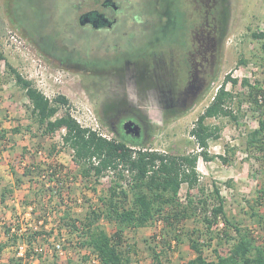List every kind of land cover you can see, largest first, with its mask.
<instances>
[{
    "label": "rangeland",
    "instance_id": "374dc122",
    "mask_svg": "<svg viewBox=\"0 0 264 264\" xmlns=\"http://www.w3.org/2000/svg\"><path fill=\"white\" fill-rule=\"evenodd\" d=\"M101 1L0 0V50L4 56L0 60V161H7L9 169L18 173L25 167L34 169L31 173L34 183L42 190L41 196L36 198L39 210L35 214H31L29 207L24 214L17 213L10 220V213L2 207L0 221L5 224L0 223V230L7 225L10 231L11 227L20 226L23 230L28 227L23 232L30 235L36 219L41 220L40 224L36 223L37 228L43 223L54 228L52 235L38 236L39 239L32 243L34 248H41L31 258L32 264L93 262L94 255L79 246L76 235L69 232L59 218L68 212L72 218L83 219L91 207H102L100 199L109 195L111 187L116 183L124 185L125 180L119 177L117 170L105 171L98 179L81 176L72 158L73 151L62 143L61 135L65 129L47 135L34 123L31 103L16 83L8 64L31 80L48 99L53 100L58 95L66 97L68 103L59 106L57 116L69 114L90 129L97 125L111 139L118 137L109 129L107 119L130 104L150 126L144 147L173 155L200 151L190 130L213 100L226 74L232 77L250 73L256 84L264 83L263 39L252 37L253 32L264 29V0H112L118 5V11L112 13L117 21L111 29L95 31L89 26H81L79 14L92 9L102 10ZM175 10L180 12L178 21L175 18L172 21ZM15 22H19L21 28ZM200 27L219 38L218 61L211 87L185 110L163 117L153 98L140 93L139 85L109 77V72L115 68L108 67L107 63L122 66L125 55L133 58L144 54L153 34ZM243 78L249 79L241 76ZM232 92L233 97L227 105L236 119L222 115L206 118V123L217 127L218 138L210 139L206 150L212 158L206 161L198 156V184L189 190L183 183L178 197L184 202L189 193L207 199V207H211L216 202L213 188L217 187L227 215L254 231L256 243H262L264 230L251 217V210L253 207L264 213V198H261L260 207L255 205L258 188L264 189V162L245 147V136L257 127L258 114L246 101V88L238 83ZM217 155L227 160L223 161ZM47 168L60 173L63 184L61 190L55 189L62 193L53 195L52 183L37 175ZM42 198L48 201L47 207L41 206L45 203ZM98 223L108 233L117 229L105 217ZM205 229L203 218L198 214L182 221L174 229L179 234V243L173 240L171 247L163 249L162 260L186 264L195 255L188 234L191 230ZM158 233L162 243L170 239L164 224L157 220L143 227L124 228L121 248L130 259L126 264H156L150 247L157 245L154 235ZM199 237L204 241V236ZM1 241L8 243L9 253L0 252V264H16V261L12 262L17 257L16 242L4 233L0 234V245L3 244ZM217 241L204 246V255L210 260H216L228 250V244ZM55 242L61 244L62 253L53 249ZM160 248L158 246L156 250ZM86 255H89L87 260ZM17 263L23 264V261L17 260Z\"/></svg>",
    "mask_w": 264,
    "mask_h": 264
},
{
    "label": "trees",
    "instance_id": "16d2710c",
    "mask_svg": "<svg viewBox=\"0 0 264 264\" xmlns=\"http://www.w3.org/2000/svg\"><path fill=\"white\" fill-rule=\"evenodd\" d=\"M172 15V21L174 18L177 21L180 20V12L172 11ZM252 37L263 39L264 48V32H253ZM3 59L4 56L0 50V60ZM241 62L246 61L241 60ZM8 67L16 83L24 90L31 103V117L34 123L42 128L43 133L49 135L57 130L65 129L61 135L62 143L73 151L72 158L81 176L85 178L93 176L98 179L105 171L117 170L119 177L125 180L124 185L116 183L111 187L109 195L100 199L102 207H91L83 219L72 218L68 212H64L59 218L60 221L65 222L64 226L68 228V231L76 235L79 246L87 248L89 253L94 255L95 262L89 264L130 262L121 248L124 228L143 227L156 220L164 224V230L170 239L168 241L162 239L165 240L162 243L161 235L155 234L154 241L157 245L150 247L151 256L156 264H170L162 260L163 249L167 246L171 247L173 240L179 243L180 238L174 230L175 227L197 214L202 216L206 229L191 230L188 234L189 245L195 255L186 264H264V241L256 243L254 231L227 215L224 200L217 187L213 188L216 202L212 203L211 207H207V199L193 197L189 193L186 194L184 202L178 197L183 183L187 184L189 190L198 184L199 176L196 170L198 156H202L206 161L212 158L206 150L208 141L218 138L217 127L206 123V118L222 115L236 119L227 101L233 97L232 88L238 84L237 78L226 74L213 100L197 117L190 130L200 151L173 155L146 148L145 142L127 139L118 133H116L118 139H106L90 128L80 125L69 114L57 116L59 106L68 103L66 97L58 95L53 100L48 99L31 80L24 78L9 64ZM228 81H231V88L226 90L225 84ZM240 85L247 89L246 101L258 114L257 127L249 130L245 136V147L250 153L260 156L264 162V88L260 84L249 83L247 78H243ZM217 156L223 161L227 160L222 155ZM31 170L25 167L22 175H33L31 173L34 169ZM44 171L47 169L42 170ZM13 173L18 175L17 172ZM41 174L39 172L37 175ZM47 175H49V181L53 180L51 173ZM20 181L21 179L16 176V184ZM258 191L255 205L260 207L263 202L261 198H264V189L259 187ZM41 194L42 190L36 192L37 197ZM1 199L3 200V193ZM38 210V207H31V214H35ZM41 212L43 214V211ZM102 217L113 222L117 229L108 233L98 223ZM251 217L260 229L264 230V213L252 207ZM220 223H222L221 226ZM15 230L16 232L11 233L7 225L4 234L8 239L11 237L14 242L23 240L29 246L37 240L38 236H46L45 234L50 236L54 232L53 227H45L44 223L39 225V229H31L30 235L27 231L19 232L20 226H16ZM199 236H204V241H201ZM215 239H218V244L226 243L229 247L224 255H218L216 260H210L204 255L203 249L204 246L211 245ZM4 246L5 244H1L0 250ZM158 246L161 248L156 250ZM84 258L87 260L89 255ZM17 260L21 258L16 257V260L12 262L16 261L15 263L19 264Z\"/></svg>",
    "mask_w": 264,
    "mask_h": 264
},
{
    "label": "flooded vegetation",
    "instance_id": "af4514ba",
    "mask_svg": "<svg viewBox=\"0 0 264 264\" xmlns=\"http://www.w3.org/2000/svg\"><path fill=\"white\" fill-rule=\"evenodd\" d=\"M100 5L102 10L92 9L79 14L78 23L95 31L111 29L117 21L112 13L118 11V5L112 0H102ZM18 23L15 22L21 28ZM149 44L144 54L133 58L125 55L122 66L107 63L108 67L115 68L109 72V77L139 85L140 93L153 98L163 117L185 110L205 95L215 77L220 47L217 35L203 27L170 29L169 33L153 34ZM125 120H132L138 129L126 133L123 129ZM107 125L115 135L118 133L127 139L142 142L148 137L150 128L130 104L109 116Z\"/></svg>",
    "mask_w": 264,
    "mask_h": 264
},
{
    "label": "crops",
    "instance_id": "0c3cea01",
    "mask_svg": "<svg viewBox=\"0 0 264 264\" xmlns=\"http://www.w3.org/2000/svg\"><path fill=\"white\" fill-rule=\"evenodd\" d=\"M13 172L9 169V164L7 161L5 163L4 160L0 161V210L2 207H4L3 210L10 213V220L14 219L15 214L17 213L24 214L29 207L39 206L36 201V192L39 191V187L34 183V176L22 175V171L20 173L17 172L18 175H15ZM16 176L21 179V181L17 184ZM2 193L3 200L1 199ZM42 201L45 203H43L41 206L47 207L48 201L43 198ZM40 222V219H36V222L34 223L35 226H32V229H36V223L40 224ZM44 225L45 227L47 226V224ZM1 243L6 245L0 250V252L8 251V243L5 241H1Z\"/></svg>",
    "mask_w": 264,
    "mask_h": 264
},
{
    "label": "built area",
    "instance_id": "2783aa9c",
    "mask_svg": "<svg viewBox=\"0 0 264 264\" xmlns=\"http://www.w3.org/2000/svg\"><path fill=\"white\" fill-rule=\"evenodd\" d=\"M259 32H264V29H261V31H259ZM247 66H250V65H247ZM246 66V67H247ZM237 76H239V79H238V83L240 84L241 83V76H247L249 79V83H251V84H255V81H254V79L251 77V74L250 73H248V74H241V73H239V74H237V75H232V77L233 78H236ZM231 88V81H228V82H226V84H225V89L226 90H229ZM262 88H264V83H263V85H262ZM91 130H93V131H95L98 135H100V136H102V137H104V138H106V139H111L109 136H107V134L105 133V132H103L102 131V129L100 128V127H98L97 125H95L94 127H91ZM42 174L40 175L42 178H46V179H48V176L49 175H47L48 173H51L52 174V178H53V180H51V181H49V182H51L52 183V187L54 188H52L53 190H51V192L53 193V195H56V194H59V193H62L60 190H61V187H62V184H63V180L61 179V175H60V173L58 172V171H51V168L50 169H48L47 168V171H44V172H41ZM54 184V185H53ZM55 188H58V189H60L59 191L57 190V189H55ZM31 210V209H30ZM0 223L1 224H4L5 222L4 221H0ZM220 225H221V223H220ZM13 226V225H12ZM2 229V228H1ZM24 230H26V227L24 228ZM22 228H21V230H19V232L20 231H24ZM11 231H13V232H15V228L14 227H11ZM1 233H4V230L2 231V230H0V234ZM16 256L17 257H19V258H21V260L23 261V264H32V260H31V258L33 257V255L36 253V251H39V250H41V248H38V247H33L32 245L31 246H29L25 241H21V240H18L17 242H16ZM34 249H33V248ZM32 248V249H31ZM53 249L54 250H56L57 252H59V253H62V251H63V249H62V247H61V244L60 243H58V242H55V243H53ZM31 250H32V252H31ZM34 250V251H33ZM28 253V254H27ZM93 262H95V259H93Z\"/></svg>",
    "mask_w": 264,
    "mask_h": 264
},
{
    "label": "water",
    "instance_id": "95a60500",
    "mask_svg": "<svg viewBox=\"0 0 264 264\" xmlns=\"http://www.w3.org/2000/svg\"><path fill=\"white\" fill-rule=\"evenodd\" d=\"M133 126V127H132ZM123 129L126 133H129V131H134L135 129H138V125L134 124L132 120H125L123 122Z\"/></svg>",
    "mask_w": 264,
    "mask_h": 264
}]
</instances>
